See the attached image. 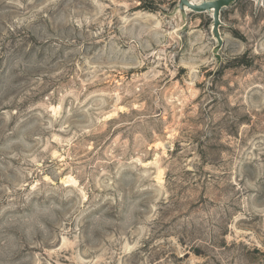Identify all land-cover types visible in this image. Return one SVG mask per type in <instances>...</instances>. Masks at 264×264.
<instances>
[{
	"label": "rangeland",
	"instance_id": "1",
	"mask_svg": "<svg viewBox=\"0 0 264 264\" xmlns=\"http://www.w3.org/2000/svg\"><path fill=\"white\" fill-rule=\"evenodd\" d=\"M178 1L0 0V264H264V0Z\"/></svg>",
	"mask_w": 264,
	"mask_h": 264
},
{
	"label": "water",
	"instance_id": "2",
	"mask_svg": "<svg viewBox=\"0 0 264 264\" xmlns=\"http://www.w3.org/2000/svg\"><path fill=\"white\" fill-rule=\"evenodd\" d=\"M236 0H203L199 3L191 2L190 0H179L178 9L184 12L186 9L194 13H210L212 19L211 33L214 39L217 41L218 47L223 44L220 36L219 28L222 25L220 21V13L222 9L230 6Z\"/></svg>",
	"mask_w": 264,
	"mask_h": 264
},
{
	"label": "bare ground",
	"instance_id": "3",
	"mask_svg": "<svg viewBox=\"0 0 264 264\" xmlns=\"http://www.w3.org/2000/svg\"><path fill=\"white\" fill-rule=\"evenodd\" d=\"M191 2H194L193 0H190ZM203 1V0H202ZM194 3H199V2H194ZM188 10V9H187ZM210 14V13H209ZM211 15V14H210Z\"/></svg>",
	"mask_w": 264,
	"mask_h": 264
}]
</instances>
